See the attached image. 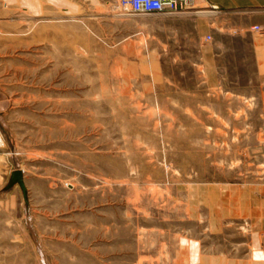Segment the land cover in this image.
Masks as SVG:
<instances>
[{
	"label": "rangeland",
	"instance_id": "1",
	"mask_svg": "<svg viewBox=\"0 0 264 264\" xmlns=\"http://www.w3.org/2000/svg\"><path fill=\"white\" fill-rule=\"evenodd\" d=\"M114 1L0 0V264H264V15Z\"/></svg>",
	"mask_w": 264,
	"mask_h": 264
},
{
	"label": "built area",
	"instance_id": "2",
	"mask_svg": "<svg viewBox=\"0 0 264 264\" xmlns=\"http://www.w3.org/2000/svg\"><path fill=\"white\" fill-rule=\"evenodd\" d=\"M192 0H115L114 9L120 14H180L192 6ZM252 28L258 29L254 25Z\"/></svg>",
	"mask_w": 264,
	"mask_h": 264
},
{
	"label": "crops",
	"instance_id": "3",
	"mask_svg": "<svg viewBox=\"0 0 264 264\" xmlns=\"http://www.w3.org/2000/svg\"><path fill=\"white\" fill-rule=\"evenodd\" d=\"M193 2L195 0H192ZM206 2L211 7L215 6H222L225 8H240V14H241V24L244 25V27H249L253 24H259L260 17H263L264 15V4L256 3V4H250L249 0H240V3L238 4V0H202ZM260 60H257V66H260ZM258 93L264 92L260 88V80H261V72L258 71ZM264 77V75H263ZM264 238V237H263Z\"/></svg>",
	"mask_w": 264,
	"mask_h": 264
},
{
	"label": "water",
	"instance_id": "4",
	"mask_svg": "<svg viewBox=\"0 0 264 264\" xmlns=\"http://www.w3.org/2000/svg\"><path fill=\"white\" fill-rule=\"evenodd\" d=\"M14 184H17L19 186L21 192L24 193L25 188H24V184L22 182L21 172L18 170L12 171L10 173L9 183L6 186V188H9L10 186H12ZM262 242H263V247H264V238H263Z\"/></svg>",
	"mask_w": 264,
	"mask_h": 264
},
{
	"label": "bare ground",
	"instance_id": "5",
	"mask_svg": "<svg viewBox=\"0 0 264 264\" xmlns=\"http://www.w3.org/2000/svg\"><path fill=\"white\" fill-rule=\"evenodd\" d=\"M119 15H123V14L120 13Z\"/></svg>",
	"mask_w": 264,
	"mask_h": 264
}]
</instances>
